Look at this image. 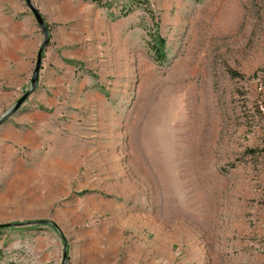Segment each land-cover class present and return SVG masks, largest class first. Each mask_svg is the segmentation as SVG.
Here are the masks:
<instances>
[{"label":"rangeland","instance_id":"rangeland-1","mask_svg":"<svg viewBox=\"0 0 264 264\" xmlns=\"http://www.w3.org/2000/svg\"><path fill=\"white\" fill-rule=\"evenodd\" d=\"M30 2L0 264H264V0ZM42 40L0 0V116Z\"/></svg>","mask_w":264,"mask_h":264},{"label":"water","instance_id":"water-1","mask_svg":"<svg viewBox=\"0 0 264 264\" xmlns=\"http://www.w3.org/2000/svg\"><path fill=\"white\" fill-rule=\"evenodd\" d=\"M27 3L28 8L31 10L37 24L39 25V27L42 30L43 33V40L38 48L37 54H36V61L30 76V86L29 88L25 91V93L19 98L17 99V101L15 102V104L10 107L7 111H5L1 116H0V121H2L4 118L10 116L15 110H17L19 108V106L24 102V100L30 95V93H32L33 89L35 88L37 81H38V76H39V70L41 67V59H42V50L43 47L47 44L48 40H49V35H48V28L45 24V21L42 17V15L40 14V12L32 5V3L30 2V0H25ZM66 255L65 252V248L63 250V259Z\"/></svg>","mask_w":264,"mask_h":264},{"label":"trees","instance_id":"trees-1","mask_svg":"<svg viewBox=\"0 0 264 264\" xmlns=\"http://www.w3.org/2000/svg\"><path fill=\"white\" fill-rule=\"evenodd\" d=\"M164 46V39L159 38L156 40V42L152 43L150 42V49L153 51V56L156 60L162 59L163 54H162V48Z\"/></svg>","mask_w":264,"mask_h":264},{"label":"crops","instance_id":"crops-1","mask_svg":"<svg viewBox=\"0 0 264 264\" xmlns=\"http://www.w3.org/2000/svg\"><path fill=\"white\" fill-rule=\"evenodd\" d=\"M8 135V134H7Z\"/></svg>","mask_w":264,"mask_h":264}]
</instances>
